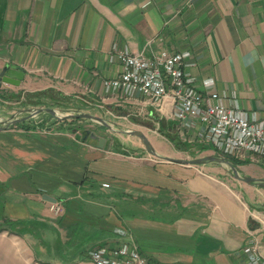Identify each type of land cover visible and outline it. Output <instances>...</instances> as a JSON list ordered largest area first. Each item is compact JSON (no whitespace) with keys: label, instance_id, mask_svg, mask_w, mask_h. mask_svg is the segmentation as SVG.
Returning a JSON list of instances; mask_svg holds the SVG:
<instances>
[{"label":"crops","instance_id":"1","mask_svg":"<svg viewBox=\"0 0 264 264\" xmlns=\"http://www.w3.org/2000/svg\"><path fill=\"white\" fill-rule=\"evenodd\" d=\"M115 44L145 58L188 53L199 91L234 92L241 110L264 119V0H0V71H24L0 95L50 91L69 98L57 111L90 114L115 131L163 121L177 136L170 102L159 112L138 94L105 93L103 82L121 72L110 59ZM19 100L0 99L17 106L0 110V122L27 115L32 106ZM23 122L0 130V264H93L90 250L118 243L136 245L147 264H245L250 236L264 254V189L227 178L221 165L169 162L134 142L132 152L126 141L135 136L88 119ZM90 133L105 139L102 148ZM239 161L242 175L264 180V156Z\"/></svg>","mask_w":264,"mask_h":264},{"label":"built area","instance_id":"2","mask_svg":"<svg viewBox=\"0 0 264 264\" xmlns=\"http://www.w3.org/2000/svg\"><path fill=\"white\" fill-rule=\"evenodd\" d=\"M187 57L186 52H160L145 58L115 44L110 59L119 61L121 72L103 82L104 91L123 99H132L138 94L159 112L170 102L169 116L190 144L198 142L236 160L251 154L264 156V119L241 110L234 92L199 91L194 78L186 71ZM211 84L210 80L202 82L204 87ZM50 211L59 215L61 204H51ZM114 234L117 238L126 236L123 229H115ZM244 252L245 264H264V254L253 236L249 237ZM88 258L93 264H147L137 246L129 243L94 248L88 252Z\"/></svg>","mask_w":264,"mask_h":264},{"label":"water","instance_id":"3","mask_svg":"<svg viewBox=\"0 0 264 264\" xmlns=\"http://www.w3.org/2000/svg\"><path fill=\"white\" fill-rule=\"evenodd\" d=\"M24 76V71L20 67H9L7 64L3 66V68L0 71V87L1 85L4 84H10L17 86L19 85L20 81L23 79ZM23 113H26L27 115L23 118H15V117H10L5 120H2L0 122V130H4L9 128L12 125H15L18 122H23L27 121L33 117H36L38 115H43L47 114L48 116L57 119V120H64V119H88L96 124L102 125L109 130L113 132H117L120 134H125L129 136H135L137 137L140 142L142 143L144 150L147 154L158 158V159H163L169 162H174L178 164H184V165H203L206 163H216L221 165L226 172L235 180L244 182L248 185H253L259 188L264 189V180L263 179H256V178H251L242 175L237 168L231 163L229 160V157L224 156V155H214V156H204L200 158H195L191 160H180V159H172V158H165L160 156L157 152L154 151L150 143L147 141L146 137L143 135L142 132L140 131H131V130H122V131H115L113 130L104 120L101 118L92 116L87 113H76V114H62L61 112L53 109V108H27L22 111ZM89 137L93 139L94 141H97V146L99 148L103 147V144L105 142L104 138H97L94 134H89ZM52 202H55V200H52Z\"/></svg>","mask_w":264,"mask_h":264},{"label":"rangeland","instance_id":"4","mask_svg":"<svg viewBox=\"0 0 264 264\" xmlns=\"http://www.w3.org/2000/svg\"><path fill=\"white\" fill-rule=\"evenodd\" d=\"M2 96L4 97V100L8 101L9 103H10L11 100H15V99L19 100L20 99V98H17V97L12 98L10 96V94H8V93L7 94L4 93V95H2ZM19 101L20 102L18 104L19 105L18 108H20V104H21L22 100H19ZM11 107H17V106L16 105L15 106H12V105L10 106L9 104L8 105H3L2 104L0 106V110L4 109V110L7 111V110H10ZM34 108H41V107H34ZM53 109H55V108H53ZM61 109H63V108H61ZM55 110H57V109H55ZM61 113L62 114H66V112H61ZM76 113H82V112H74V111L70 112V114H76ZM84 122L85 121L82 120L81 124L85 125ZM127 125H129V124H127V123L117 124V125H115V129L116 130H125ZM137 129L141 130V132L146 137L147 141L150 143V145L152 146L154 151L157 152L159 155H162V154H160V152H166V153L168 152L169 153L170 151H172L171 154L169 153L171 155L170 157L172 159H180V160H191V159L200 158V157H204V156L218 155L217 153L213 152L212 149H209L211 151H206L205 153H201V150H202L201 148H203V147H201L200 145H199L200 146L199 147L197 144H195L196 142L191 143V144L188 143V139L187 138H184V139L180 138V134H178L176 136V140H175V142H177V146L179 147V150L178 149L175 150V146L167 139V137L165 136L164 132H160L159 133L156 128L151 129V128H147V127L146 128L141 127V128H137ZM106 135H108L109 137H111L112 135L113 136H120L117 133H112V132H109V131L106 133ZM114 139H116V138L114 137ZM125 140H127V139H125ZM129 140L130 141H128V140L126 141V144L130 147L129 150L134 152L133 149L135 148V146H133L131 142H134V143L138 144L140 146L139 147L140 150H143L142 149V143H140V141L137 138L134 137V138L129 139ZM183 144H185L187 146L185 148L186 149L185 151L182 150V148L184 146ZM220 170L224 173V175L227 178H232L226 172V170L224 168H221Z\"/></svg>","mask_w":264,"mask_h":264},{"label":"trees","instance_id":"5","mask_svg":"<svg viewBox=\"0 0 264 264\" xmlns=\"http://www.w3.org/2000/svg\"><path fill=\"white\" fill-rule=\"evenodd\" d=\"M11 97L12 98H15V97L20 98V95H18V96L12 95ZM0 99H4V97L2 95H0ZM20 100H21V98H20ZM60 101H62L61 103H63V104H59ZM68 103H69V98H66V97H61V98L57 97L56 98L54 93H52L50 91H43V92H37V93L23 95L20 107L32 106V107H44V108H57V107L61 106L60 108L68 109L69 108ZM43 115L48 116L47 114H43ZM25 125H26V122H22V123H18L16 126L17 127H23ZM164 126H167L166 128H168L169 131L173 132V129H174L173 124L172 123H166L165 124L163 121L159 122L158 132L159 133L164 132L167 139L175 146V149L179 150V147L177 146V142H175L176 136L167 133L165 131ZM183 145L184 146H183L182 150L185 151L186 150L185 148L187 146L185 144H183ZM201 149H204V148H201ZM229 160L231 161V163L233 165H237L240 163L239 160H236L234 158H229Z\"/></svg>","mask_w":264,"mask_h":264}]
</instances>
